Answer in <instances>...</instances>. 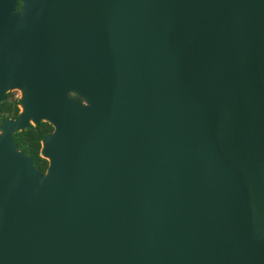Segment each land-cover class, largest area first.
I'll return each mask as SVG.
<instances>
[{"label":"water","instance_id":"1","mask_svg":"<svg viewBox=\"0 0 264 264\" xmlns=\"http://www.w3.org/2000/svg\"><path fill=\"white\" fill-rule=\"evenodd\" d=\"M9 90L0 264H264V0H0Z\"/></svg>","mask_w":264,"mask_h":264},{"label":"trees","instance_id":"2","mask_svg":"<svg viewBox=\"0 0 264 264\" xmlns=\"http://www.w3.org/2000/svg\"><path fill=\"white\" fill-rule=\"evenodd\" d=\"M17 104L18 98L11 91L5 92L4 99L0 102V120L14 118L18 113ZM51 129L49 122L39 120L36 124L12 133L16 148L32 156V164L39 172H43L47 164V161L39 155L40 140Z\"/></svg>","mask_w":264,"mask_h":264},{"label":"rangeland","instance_id":"3","mask_svg":"<svg viewBox=\"0 0 264 264\" xmlns=\"http://www.w3.org/2000/svg\"><path fill=\"white\" fill-rule=\"evenodd\" d=\"M9 91H11L15 97H17V98L19 97V93L17 90H9ZM17 107H18V105H17Z\"/></svg>","mask_w":264,"mask_h":264}]
</instances>
